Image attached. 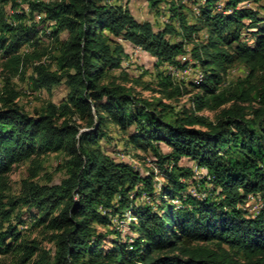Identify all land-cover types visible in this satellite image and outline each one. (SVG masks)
Returning a JSON list of instances; mask_svg holds the SVG:
<instances>
[{"label": "trees", "instance_id": "obj_1", "mask_svg": "<svg viewBox=\"0 0 264 264\" xmlns=\"http://www.w3.org/2000/svg\"><path fill=\"white\" fill-rule=\"evenodd\" d=\"M128 1L0 0V264H264V15L245 6L261 0H199L191 21L180 0L170 1L169 22L158 30L136 20ZM165 1L148 6L157 11ZM127 45L155 59V86L123 68ZM186 55L198 83L160 70L184 68L178 58ZM236 66L243 76L226 83ZM29 70L32 92L63 84L65 100L27 113L13 81ZM185 97L189 108L165 102ZM109 127L134 158L149 154L164 170L157 191L152 172L101 148ZM55 154L64 157V177L40 184L43 162ZM21 164L27 175L13 192L9 176ZM142 196L153 204L135 205ZM252 196L255 212L242 207ZM125 215L129 235L121 238L112 220Z\"/></svg>", "mask_w": 264, "mask_h": 264}, {"label": "rangeland", "instance_id": "obj_2", "mask_svg": "<svg viewBox=\"0 0 264 264\" xmlns=\"http://www.w3.org/2000/svg\"><path fill=\"white\" fill-rule=\"evenodd\" d=\"M28 1H42V2H53V1H59V0H28ZM170 1L175 2V0H166L164 3H161L158 7V10L150 9L148 6V0H130L127 3L123 2L124 5L130 10L133 17L140 21H148L150 22L154 30H158L163 28L165 24H167L169 13V3ZM180 3L184 6L185 12L187 14L188 20L191 21L190 14L197 13V10L199 8V5H201L202 1L194 2V0H180ZM246 7L254 8L258 11L260 16L264 15V0H261L258 5L248 3L245 5ZM261 6V7H260ZM22 8L27 11L26 4L22 3ZM222 4L221 2L217 5L216 11H221ZM4 11L7 15H11V11L8 7L4 8ZM39 18L37 17L36 20ZM174 26H177V24L174 23ZM247 33L243 31L242 38L243 40L247 41L248 36L246 37ZM64 38V36L62 35ZM49 44V40L46 38H43L41 40V45L46 46ZM24 51H29L28 48L24 47ZM125 51L127 54V59L123 62V68L130 74L132 78H137L138 76H142L141 80L142 82H147L155 86V75L157 74V69L155 67V59L146 53L137 52L136 49H129L128 45L125 47ZM179 62L182 64L185 61H188L187 66L184 68H176L174 66L166 65L162 67L160 70L164 71L166 74L170 75V77L178 82L183 84H189V83H198L201 81V74L198 69V67L193 63L189 56H181L178 58ZM49 60H47L48 63ZM172 70H171V69ZM172 71L176 72H184L187 71L186 75L183 76H173ZM0 72H1V59H0ZM244 74L242 67L236 66L232 68L226 78V83L231 84L233 81H235L238 77H242ZM31 71H27V73L24 76L23 80L14 79V83L17 86V90L20 92V97L17 101L18 105L23 108L27 113H34L35 110H38L42 106H44L46 103L51 102L54 104H59L65 100L66 94L68 92L65 85L61 84L58 86H54L51 88L50 91L40 90L39 92H32L29 85V78L31 76ZM2 77L0 75V88L2 87ZM135 92L144 100L154 103L157 99V95H154L150 91L142 90L141 87L135 86L134 88ZM170 104L173 108L176 110H181L182 108H189V102H187V97L179 100L178 102H167ZM203 115L212 118L213 113L210 112H203ZM109 137L108 139H103L100 141L101 148L111 157L115 158L117 161H123V162H130L131 165L135 168V170H138L141 174L147 175L148 173L152 172L154 175V180L156 182V191L159 189L160 184L163 182V176H164V170L157 167L155 160L153 157L149 154H145L143 152L137 151V154L142 156L144 160L134 158L132 149H127L125 146V138L122 136V134L116 130L114 127H109L108 130ZM129 132H132V128L129 129ZM127 136V135H126ZM161 150L163 153L168 152V149L161 145ZM64 163V157L62 155H50L45 158L43 162V171L39 174L37 181L40 184H57L60 182V180L64 177V174L62 172V165ZM180 166L183 167H194V164L191 161L182 159L179 163ZM26 167L27 165L21 164L17 166L13 172L10 174V183L12 186V191L17 192L19 188L20 180L26 177ZM165 168V167H164ZM194 174L195 173H201L199 169L196 167L193 168ZM196 179V177H194ZM189 194L192 196H197L196 192L193 190V188H190L188 190ZM156 202L158 203V200L156 199ZM251 202V201H250ZM144 203H150L153 204V202L150 201L147 196H142L138 198L135 201V205H143ZM174 204H177V200L173 201ZM243 207V206H242ZM259 208L257 202H252L249 205L250 212H255ZM104 213V211H102ZM129 215H125V219L123 221H117L116 218L112 220L113 226H119L121 238L126 237L129 235L128 232V224H129ZM29 222H27L26 226L19 227L22 231H27ZM112 228V226H111ZM101 231V227L99 228ZM29 232V231H28ZM31 238L34 237V233L31 232L29 234ZM42 246L51 249V245L47 244L45 241H42ZM3 258L0 257V263L2 262Z\"/></svg>", "mask_w": 264, "mask_h": 264}, {"label": "built area", "instance_id": "obj_3", "mask_svg": "<svg viewBox=\"0 0 264 264\" xmlns=\"http://www.w3.org/2000/svg\"><path fill=\"white\" fill-rule=\"evenodd\" d=\"M137 52H140V49H137ZM187 74V72H178V75H176L177 77L180 75V76H183V75H186ZM202 174H203V170H202V173H195L194 174V177H196V179H199V178H201L202 177ZM257 202V204H258V206H260V202H259V199L257 198V197H255V196H252V199H251V202H250V204L252 203V202ZM250 204H244L243 205V208L244 209H247V210H249V205ZM250 211V210H249Z\"/></svg>", "mask_w": 264, "mask_h": 264}, {"label": "bare ground", "instance_id": "obj_4", "mask_svg": "<svg viewBox=\"0 0 264 264\" xmlns=\"http://www.w3.org/2000/svg\"><path fill=\"white\" fill-rule=\"evenodd\" d=\"M137 49H139V48H136V50ZM140 52H141V49H140ZM171 69V68H170ZM172 70V69H171ZM184 72H187V71H184ZM172 75L173 76H176V75H178V72H176V71H172ZM201 172H202V170H201Z\"/></svg>", "mask_w": 264, "mask_h": 264}, {"label": "crops", "instance_id": "obj_5", "mask_svg": "<svg viewBox=\"0 0 264 264\" xmlns=\"http://www.w3.org/2000/svg\"><path fill=\"white\" fill-rule=\"evenodd\" d=\"M128 48L132 50V46L131 45H128Z\"/></svg>", "mask_w": 264, "mask_h": 264}]
</instances>
